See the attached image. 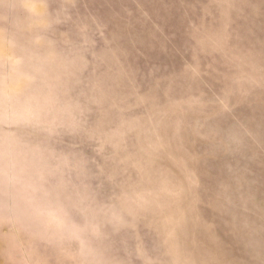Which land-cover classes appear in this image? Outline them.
Here are the masks:
<instances>
[{
  "label": "rangeland",
  "instance_id": "rangeland-1",
  "mask_svg": "<svg viewBox=\"0 0 264 264\" xmlns=\"http://www.w3.org/2000/svg\"><path fill=\"white\" fill-rule=\"evenodd\" d=\"M0 264H264V0H0Z\"/></svg>",
  "mask_w": 264,
  "mask_h": 264
}]
</instances>
